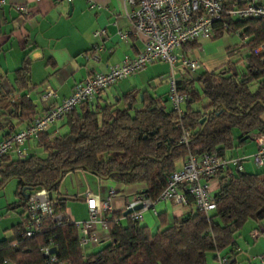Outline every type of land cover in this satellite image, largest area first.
Listing matches in <instances>:
<instances>
[{
  "label": "trees",
  "instance_id": "16d2710c",
  "mask_svg": "<svg viewBox=\"0 0 264 264\" xmlns=\"http://www.w3.org/2000/svg\"><path fill=\"white\" fill-rule=\"evenodd\" d=\"M224 20L247 36L229 48L227 58L242 49L247 53L234 63L227 60L229 64L224 68L202 70L195 79L178 81L179 91L188 95L181 119L182 125L191 130L188 145L179 141L180 121L167 104L168 96L132 89L116 101H104L94 107L90 102L79 104L66 115L64 125L68 131L63 135L50 137L46 131L40 134L37 146L45 151L44 157L34 153L25 158L11 154L0 158V189L17 180L18 200L7 205L6 211L21 208L17 213L22 218L14 236L0 240V261L6 259L10 264H208L209 252L228 256L237 250L236 240L245 222L264 220V172L222 171L226 174L220 178L214 195L216 208L209 215L196 209L194 214L176 219L172 224L161 223L154 233L131 220L130 214L124 216L126 223L122 224L120 218L124 212L116 213L106 221L110 242L90 253L79 244L78 229L63 213L66 198L57 191L67 173L86 170L124 185L144 184L147 195L155 200L178 169V162L184 161L189 153L225 156L226 151L235 147V140L244 142L252 134L264 135V19L234 21L226 17ZM226 32L231 33L223 23H218L211 39H219ZM260 46L263 48L258 50ZM30 70L26 56L15 72L19 92L28 89ZM203 100L206 102L202 106H193ZM136 102H141V106H135ZM36 113L31 99L23 94L9 115L21 122ZM7 124L0 119V128ZM17 125L10 120V130ZM42 188L56 212L68 219L57 226L50 217H44L42 232L25 237L27 201ZM187 198L188 203L193 202L191 195L187 194ZM52 239L57 260L49 263L41 248Z\"/></svg>",
  "mask_w": 264,
  "mask_h": 264
},
{
  "label": "crops",
  "instance_id": "0c3cea01",
  "mask_svg": "<svg viewBox=\"0 0 264 264\" xmlns=\"http://www.w3.org/2000/svg\"><path fill=\"white\" fill-rule=\"evenodd\" d=\"M17 4H26L30 8L29 16L19 14L15 9ZM131 10L132 7L126 5L123 0H91V2L88 0H71L70 2L9 0L0 9V112L4 113L0 119L8 123L0 128V140L3 139L4 134L25 127L29 121L25 119L18 122L16 117L9 115L13 105L20 101L21 95L24 94L31 99L37 115L68 97L74 85L92 72L105 71L110 66L121 62L124 57L136 55L143 48L141 40L134 37L121 39L117 34L118 31L128 29L129 19L126 14ZM101 29L105 30L107 38L95 35ZM207 40L218 39L201 40L204 43L201 41L197 43L199 49L192 48L196 47L195 45H190L186 47V50L193 49L192 57L200 50H210L213 44ZM102 43L104 48L99 52V61L87 62L86 55ZM237 45L227 47L226 53L229 48ZM223 48L224 46L220 45L216 52L219 57L224 52ZM26 56L30 60V85L28 89L19 92L15 85V72L23 64ZM203 65L204 70H210L209 67L215 64L208 60ZM187 76L188 74H182L180 81L188 78ZM46 86L54 89L56 96L48 102H42L40 96ZM132 89L139 90L137 85L121 81L115 85L113 90L111 88L101 93L90 101V104L94 107L104 101H114L113 98L117 100L118 97ZM157 95L168 96V91ZM140 104L141 102H136L135 106ZM167 104L171 107L169 99ZM10 120L19 125L13 126L10 130ZM56 123L51 124L46 130L50 137L60 134L61 129L59 128L63 124L61 121ZM238 140H235V147L232 150L226 151L225 157L242 158L244 172H264V164L258 167L252 158L258 149L256 142L251 138L245 139L244 142ZM37 143L38 139L26 143L28 155L35 153L31 151L33 149L31 147H38ZM10 154L12 157H17L14 152ZM225 174L222 172L207 180L208 189L213 195L218 191L220 178ZM15 181L16 185L12 195L7 196L4 194V188L0 189V194L3 191L5 200V204L0 208V240L12 238L15 228L22 220L17 213L19 209L17 211L5 210L7 205L18 200L15 195L17 180ZM112 188L116 190V193L110 197ZM145 189L144 184L124 185L111 179L100 178L86 170H76L67 173L62 178L57 191L61 197L66 198L63 213L75 222L84 221L88 217L83 196L85 191L89 190L97 194L101 201L108 203V208L103 211V220L106 222L114 214L125 212L127 205ZM195 212L196 207L193 202L186 205L159 202L151 209L144 211L143 220L138 223L154 233L161 227V223L169 225L176 219ZM124 216L123 213L120 218L122 224L126 223ZM258 227H261L259 234L253 236L252 232ZM153 229L156 230L152 231ZM97 232L100 237L98 247L102 248L110 242L109 233L101 222L97 224ZM236 244L237 250L226 256L228 264H264V220L259 223L254 220L245 222L240 229Z\"/></svg>",
  "mask_w": 264,
  "mask_h": 264
},
{
  "label": "built area",
  "instance_id": "2783aa9c",
  "mask_svg": "<svg viewBox=\"0 0 264 264\" xmlns=\"http://www.w3.org/2000/svg\"><path fill=\"white\" fill-rule=\"evenodd\" d=\"M54 1L70 2L71 0ZM88 1L91 2V0ZM8 2L9 0H0V9ZM123 2L132 7V10L126 14L129 27L127 30L118 31L117 34L121 39H128V37L140 39L143 48L136 55L124 57L121 62L110 66L105 71L92 72L84 80L76 83L70 95L60 103L33 116L25 127L1 139L0 158L12 152L18 158L27 157L26 143L38 139L39 135L47 130L48 125L61 121L79 104L92 101L119 81L140 73L147 66L158 61L166 62L170 66L168 99L179 117L178 127L181 128L179 141L188 145L191 130L181 123L184 116L183 105L188 100V95L179 91L175 69L179 68L185 75L205 69L199 59L191 56L192 48L199 49V44H197L199 41L211 39L215 33V25L218 23H223L225 30L239 35L243 41L247 39L241 29H236L233 25L226 23L224 20L226 17L234 21L264 19V0H123ZM15 9L24 16L30 14V8L26 4H17ZM95 35L108 37L104 29L97 31ZM190 45L196 47L186 50V47ZM103 48V43L95 46L86 55V61L98 62L99 52ZM262 48L263 46H260L258 50ZM55 96V90L46 86L42 90L40 99L42 102H48ZM250 138L258 145L252 158L254 164L259 167L264 164V135L252 134ZM229 169L242 171V158L219 156L211 152L189 153L181 168L172 173L166 187L155 200L143 191L127 205L126 210H130V219L141 222L143 212L159 202L186 205L188 203L187 194L191 195L199 212L209 215L216 208V201L208 189L207 180ZM115 193V189H110V197ZM83 196L88 217L84 221H73L80 233L79 244L84 248L89 245L98 246L100 237L97 224L101 222L107 228L103 220V211L108 208V203L101 201L97 194L89 190H86ZM138 205H141V208L135 209ZM25 217L23 232L25 237H32L42 232L44 217H50L57 226L68 219L63 213L56 212L49 201L47 191L43 188L36 190L29 197ZM260 230L261 227H258L252 235L257 236ZM52 247H55L54 239L41 248L42 255L48 257L49 263L57 260L55 254L50 252ZM216 260L218 264H228V258L220 252L216 253ZM0 264H10V262L5 259L0 261Z\"/></svg>",
  "mask_w": 264,
  "mask_h": 264
},
{
  "label": "rangeland",
  "instance_id": "374dc122",
  "mask_svg": "<svg viewBox=\"0 0 264 264\" xmlns=\"http://www.w3.org/2000/svg\"><path fill=\"white\" fill-rule=\"evenodd\" d=\"M207 41H210L213 44V47L210 50L209 49L200 50V51H198V53L196 55H193V57L199 59L200 62H202V63H204L208 60L212 61L215 65L209 67L210 70L224 68L229 63H232V62L234 63V62L238 61V59L240 58V55L244 56L247 53L246 50L242 49L239 52V54H235V55L227 58L225 49L229 46L239 44L242 41L241 37L237 34H234V33L226 32L218 40H213V41L207 40ZM201 42L204 43V41H201ZM220 45L224 46V48H223L224 52H223L222 56L219 57L218 53H216V52L218 51V48ZM227 60H229V63H227ZM242 63L244 64L243 61H242ZM240 65L242 66V64H240ZM169 74H170L169 64L166 62H163V61H158V62L150 64L144 70H142L140 73H137L133 76L132 75L128 76L127 78H125L121 81L131 82L132 84L137 85L140 92L147 91L149 93L157 95V94L165 93L169 90V81H168ZM182 74H183V71H181L179 68L175 69V78L178 81H180ZM198 74H200V71L190 72V73H188L187 77L195 79L198 76ZM121 81H119V82H121ZM114 87H115V85L111 86L110 88L107 89V91L109 89L111 90V88L113 90ZM124 87L126 88V86H124ZM196 87H198L197 84H196ZM113 99H114V101H116L115 98H113ZM205 102L206 101L203 100L198 104L195 103L193 106H195V107L196 106H202L203 104H205ZM140 106H141V104L138 107H140ZM65 121H66V118L61 120L63 125H62V127L59 128V129H61V131H60V134H58V136L63 135L64 133H66L68 131L67 125H64ZM50 126L51 125H48V127H50ZM234 133H238V131L236 129H234ZM31 149H32L31 151H34L35 154H37L38 156L44 157L46 155L45 151L40 147H31ZM182 163H183V161L178 162L177 166L180 167L182 165ZM15 185H16L15 179L11 180L7 184V186L4 187V194H6L7 196L12 195V192H13ZM3 204H5V200L3 198V191H2V194H0V208H1V206H3ZM19 211H20V209H19ZM155 230L156 229H153L152 231H155ZM239 233H240V231H239ZM100 247L94 246V245H89V246H87V248L85 250H86V252L90 253V252L98 250ZM215 254L213 252H209L207 254L208 264H218L217 260L214 258Z\"/></svg>",
  "mask_w": 264,
  "mask_h": 264
},
{
  "label": "water",
  "instance_id": "95a60500",
  "mask_svg": "<svg viewBox=\"0 0 264 264\" xmlns=\"http://www.w3.org/2000/svg\"><path fill=\"white\" fill-rule=\"evenodd\" d=\"M140 208H141V205H138V206L135 207V209H140ZM129 213H130V210H126V211L124 212V215L126 216V215H128ZM50 252L54 254V253L56 252V248H55V247H52L51 250H50Z\"/></svg>",
  "mask_w": 264,
  "mask_h": 264
}]
</instances>
